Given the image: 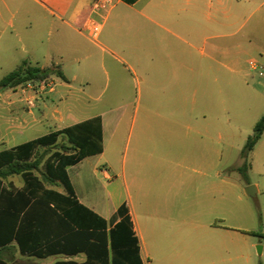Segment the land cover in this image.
Segmentation results:
<instances>
[{
    "label": "crops",
    "instance_id": "obj_1",
    "mask_svg": "<svg viewBox=\"0 0 264 264\" xmlns=\"http://www.w3.org/2000/svg\"><path fill=\"white\" fill-rule=\"evenodd\" d=\"M95 1L0 0V5L23 15L34 9L42 19L44 13L55 20L65 15L66 27L84 35L89 33L83 26L84 18L88 11L94 12ZM234 1L106 0L111 12L104 17L105 22L110 20L104 50L116 58L120 55L121 63L129 62L126 67L134 74L139 106L132 118L136 135L120 164L105 154L121 149L123 119L112 127L102 113L83 116L84 112L60 109L73 88L49 53L43 54V64L37 67H58L66 81L36 96L39 116L22 118L19 95L12 97L0 90L6 99L0 104V152L37 138L18 142L26 132L40 131L45 124H51L54 129L50 132H54L99 118L102 151L67 167L66 173L78 203L104 220L125 204L142 264H264L259 259L264 258V236L251 228L250 204L244 197L235 199L234 182L220 178L217 165L218 40L233 37L242 29L244 22L238 24L242 15L264 4V0H240L246 3L242 8ZM23 26L19 24V28ZM51 28L52 21L47 29ZM102 28L100 25L99 32ZM235 46L223 48L231 63L226 68L233 73L241 65V60L230 53ZM251 51L248 46L247 53ZM23 62V57L11 60L14 70ZM98 175L107 185L120 180L124 195L108 193V201L97 200L89 176ZM16 176L22 181L13 182ZM76 185L83 189L82 198ZM2 187L27 191L20 175L2 180ZM47 188L64 193L60 185ZM8 245L10 248L2 252V264H35L32 258L37 257L20 254L15 241ZM257 246L261 247L260 254ZM48 257L55 258L51 264L85 260L84 254Z\"/></svg>",
    "mask_w": 264,
    "mask_h": 264
},
{
    "label": "rangeland",
    "instance_id": "obj_2",
    "mask_svg": "<svg viewBox=\"0 0 264 264\" xmlns=\"http://www.w3.org/2000/svg\"><path fill=\"white\" fill-rule=\"evenodd\" d=\"M234 4L242 8L246 5L240 0H235ZM109 12H111L110 8L96 13L87 12L84 23L91 19L103 26L97 37H94L91 31L84 35L70 31L63 23L67 21L65 15H60L61 19L55 20L44 13L42 19L34 9L23 15L16 13L12 7L7 9L0 5V79L14 70L11 60L23 57L26 62H31L29 63L31 66H40L43 64V54L49 53L53 57V63L59 65L73 88L63 107L59 106L60 109L68 108L75 113L84 112L83 116L102 113L112 127L118 119H123L121 149L118 152L105 154L106 158L120 164L125 149L127 148L129 153L136 135L137 126L132 125V118L139 106L135 91L136 80L134 74L126 67L129 62L121 63L118 61V58L121 60L120 55L116 58V54L112 55L104 50V37L109 32L110 22V20L105 22L104 17L108 16ZM263 13L262 3L253 13L242 15L238 24L242 22L244 24L238 33L233 37L218 40L220 125L217 165L220 178H229L234 182L235 199L244 197L249 202L251 228L264 236V132L254 148L248 153L244 152V146L253 133L254 125L264 114V75H258L259 71L264 74ZM50 21L53 23V28L47 29ZM10 23L14 24V29ZM20 23L24 26L19 28ZM233 45L236 46L230 53L241 60L240 67H235L234 73L227 70L226 67L231 65L230 58L223 52V48ZM248 46L252 48L250 53H247ZM36 62L39 64L37 65ZM46 62L49 64V59ZM251 63L255 64L257 69L253 70ZM60 82L59 78L50 76L43 82H27L4 91L10 93L12 97L19 95L18 100L22 101V118L30 120L40 114L36 96L55 88ZM3 101L6 99L0 95V104ZM8 117L10 118V115ZM53 129L51 124H45L40 131L26 132L18 142L47 134ZM127 141L129 145H126ZM60 143L62 142L59 141V145ZM244 165H246L245 173L240 172V168ZM41 169L43 171V168ZM36 174L40 176L39 172ZM111 175L113 176L114 173ZM14 179L15 183L22 181L19 176ZM89 180L93 186L95 185L97 200L108 201V193L124 195V186L120 180L112 185H107V180L102 175L95 178L89 176ZM251 185L255 186L256 192L249 196L245 189ZM76 188L79 197L82 198L83 189L78 185ZM32 259L35 264H51L55 260L54 257ZM259 259L264 262V258L259 257ZM15 263L24 264L20 261Z\"/></svg>",
    "mask_w": 264,
    "mask_h": 264
},
{
    "label": "trees",
    "instance_id": "obj_3",
    "mask_svg": "<svg viewBox=\"0 0 264 264\" xmlns=\"http://www.w3.org/2000/svg\"><path fill=\"white\" fill-rule=\"evenodd\" d=\"M50 76L66 81L58 67L41 69L23 62L0 79V90ZM263 132L264 114L254 125L244 152L254 148ZM101 151L100 122L96 117L0 152V264L3 250L9 249L12 241L20 254L37 258L85 255L81 263L55 264H142L125 204L106 221L78 203L67 176V167ZM245 171L246 165L240 168V172ZM13 175L22 177L27 191L2 187V180ZM58 185L64 193L47 188Z\"/></svg>",
    "mask_w": 264,
    "mask_h": 264
},
{
    "label": "built area",
    "instance_id": "obj_4",
    "mask_svg": "<svg viewBox=\"0 0 264 264\" xmlns=\"http://www.w3.org/2000/svg\"><path fill=\"white\" fill-rule=\"evenodd\" d=\"M106 3H107L106 0H96L94 3V12L107 9ZM84 28L88 31H91L94 37H97L99 33L100 25L97 24L94 20L88 19L87 22H85L84 24ZM250 65L253 70L257 69L255 64L251 63ZM258 75L263 76L264 74L259 71ZM40 82H43V81H40ZM29 104H32V102H29Z\"/></svg>",
    "mask_w": 264,
    "mask_h": 264
},
{
    "label": "water",
    "instance_id": "obj_5",
    "mask_svg": "<svg viewBox=\"0 0 264 264\" xmlns=\"http://www.w3.org/2000/svg\"><path fill=\"white\" fill-rule=\"evenodd\" d=\"M245 192H246L247 195L252 196V195H254V193L256 192V188H255V186H253V185L248 186V187L245 189ZM256 251H257L258 254H260L261 247H260V246H257V247H256Z\"/></svg>",
    "mask_w": 264,
    "mask_h": 264
}]
</instances>
